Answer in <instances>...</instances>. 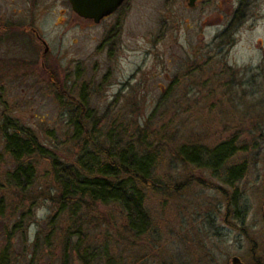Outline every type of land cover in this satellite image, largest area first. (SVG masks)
<instances>
[{"label":"rangeland","instance_id":"obj_1","mask_svg":"<svg viewBox=\"0 0 264 264\" xmlns=\"http://www.w3.org/2000/svg\"><path fill=\"white\" fill-rule=\"evenodd\" d=\"M235 2L226 0L223 8L233 9ZM219 4L213 0L191 11L185 0H128L115 17L118 30H109L108 22L69 24L64 0H0V19L23 22L24 16L13 11L32 16L27 22L48 46L45 52L36 40L15 38L22 30L0 31V122L16 120L45 146L57 147L61 158L71 157L70 114L57 97L83 98L87 113L101 120L102 135L121 127L127 133L147 128L157 133L163 154L156 174L168 186L179 184V190L146 194L151 229L136 241L122 236L117 206H96L103 221L91 219L83 227V249L95 252L92 264H223L236 253L233 239L239 234L224 221L264 245V0H247L241 24L229 29L225 18L215 24ZM109 48H114L111 55ZM46 67L53 68L55 83L45 75ZM87 123L90 127L92 119ZM231 138L244 147L226 165L246 168L231 185L212 169L174 156L183 144L212 149ZM3 144L0 135L3 264H61L56 231L69 215L61 214L56 228L48 226L55 208L49 196L34 197L54 193L49 163L37 160L30 199L7 177L14 162ZM38 232L42 238L51 233L47 247L34 246ZM69 264L82 263L72 253Z\"/></svg>","mask_w":264,"mask_h":264},{"label":"trees","instance_id":"obj_2","mask_svg":"<svg viewBox=\"0 0 264 264\" xmlns=\"http://www.w3.org/2000/svg\"><path fill=\"white\" fill-rule=\"evenodd\" d=\"M44 72L49 82L57 81L53 68L46 67ZM58 95L56 100L65 105L70 114V141L74 143L75 150L73 155L61 158L56 152L57 147L45 146L32 129L5 117L0 122V135L4 150L14 162L7 177L13 186L30 196L29 190L37 175V160L44 159L49 163L54 193L50 196L49 193L39 192L34 197L49 196L55 208V213L47 221L48 226L55 225L56 228V220L60 215H69L66 225L59 226L56 231L57 244L62 249L61 264H69L72 253L82 264H92L95 252L83 249L86 240L83 227L91 219H96V223L103 221L99 220L96 206H117L122 216L124 234L127 235L122 236L136 241L151 229L150 217L145 208L146 194L159 195L170 187L173 190H179L180 187L172 182L168 186L156 174L163 154V143L157 133H152L148 128L127 133L121 127L117 130L111 128L106 135H102L101 120L95 121L93 112L87 113L85 99L74 102L71 97L66 99ZM65 100L68 101L64 103ZM91 119L92 125L89 127L87 122ZM236 142L231 138L212 149L183 144L176 148L174 156L183 164L212 169L213 176L223 184L231 185L245 174L246 169L243 165H226L244 147L237 146ZM34 197L30 196V199ZM232 203L230 200L229 208H232ZM23 208L22 221L26 214ZM15 227L16 222L13 229ZM51 233L42 238L38 232L34 246L39 248L42 243L43 246L47 244V247ZM74 237L78 240L73 244ZM107 254L104 252L103 256ZM6 255L0 251V264L6 262Z\"/></svg>","mask_w":264,"mask_h":264},{"label":"flooded vegetation","instance_id":"obj_3","mask_svg":"<svg viewBox=\"0 0 264 264\" xmlns=\"http://www.w3.org/2000/svg\"><path fill=\"white\" fill-rule=\"evenodd\" d=\"M24 1L27 3L28 2L31 3V2H37L38 0H24ZM59 1H63V0H59ZM64 1L68 2V5L71 11L70 12L68 11L67 8H65L64 9L65 12H63V14H66V13L70 14L71 22H69V24L72 25L75 23V24H79L82 27L84 26L94 27L102 23L108 22L110 23L109 30H118L120 22L115 17L116 15H118L117 13L124 7L126 2H128V0H124L122 4L120 5V7L114 13L102 18L98 23H95L93 20L83 18L79 16L77 13H75L71 8L69 0H64ZM211 1L213 0H193L191 2V5H189L190 0H185V2L187 3L188 9H190L191 11L196 10L200 5H203V4L205 5ZM225 1L226 0H218L220 4L217 6V14H215V18H213V19H216L215 24L221 23L220 19L225 18L226 20L225 25H227V29H229L232 25L239 26L241 24V19H243L244 17L243 4L247 2V0H236L235 7L230 10L227 7L223 8L222 4H224ZM32 13L33 12H30V14ZM12 14L14 16L21 14L22 16H24V21L23 22L12 21L11 19L3 16L0 19V31L22 30V33L20 34L16 32V34H14V37L17 38L18 36L24 35L27 37V39L30 42H32L33 40L34 41L36 40L40 45L44 46V50L45 52H47L48 46L46 42L35 31L37 29L31 25V22H27L28 19L29 20L30 18L32 19V16L29 17L23 12L19 13V11L18 12L13 11ZM113 50L114 48H109L108 54L111 55L113 53ZM227 206L229 207L228 204ZM261 219H262V223L264 224V205L262 206V209H261ZM224 223L226 224L224 226H228L229 228L233 227L235 232L238 230L239 234L233 239L234 240L233 245L236 248V253L230 257L229 261H226L223 264H264V245L261 244L260 246L258 244L259 242H256L255 240H253L252 237L247 233L246 229L240 228V226L236 228L228 221H224Z\"/></svg>","mask_w":264,"mask_h":264},{"label":"water","instance_id":"obj_4","mask_svg":"<svg viewBox=\"0 0 264 264\" xmlns=\"http://www.w3.org/2000/svg\"><path fill=\"white\" fill-rule=\"evenodd\" d=\"M124 0H69L72 10L79 16L98 23L114 13ZM190 0L189 5H191Z\"/></svg>","mask_w":264,"mask_h":264}]
</instances>
